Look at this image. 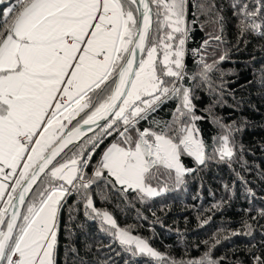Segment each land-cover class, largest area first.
Masks as SVG:
<instances>
[{
  "label": "snow or ice",
  "instance_id": "6c2138e0",
  "mask_svg": "<svg viewBox=\"0 0 264 264\" xmlns=\"http://www.w3.org/2000/svg\"><path fill=\"white\" fill-rule=\"evenodd\" d=\"M227 7L237 50L249 36L264 39V0H229ZM191 8L213 28L197 49L187 47ZM225 22L217 0H0V264H58L60 214L73 193L84 201V215L99 218L101 232L132 257L222 264L225 258L214 259L212 249L229 236L205 241L208 251L199 259L177 261L120 228L89 193L102 183L143 203L215 162L234 172L226 192L238 182L255 199L242 175L250 171L243 146L233 137L241 129L213 116L222 133L208 143L197 125L207 117L197 114L196 90L206 87L217 97L205 109L209 114L227 91L219 68L227 52L211 63L206 59L227 43ZM189 52L199 56L198 71L188 69ZM214 71L220 83L212 79ZM169 102L176 105L170 118L159 117ZM185 158L197 167H187ZM235 163L241 170L233 169ZM260 219L264 208L252 217ZM254 230L245 221L244 230L231 235L252 236ZM104 248L111 250L112 243L101 242L99 250ZM254 248L247 249L252 264H264V252ZM67 251L78 255L74 247Z\"/></svg>",
  "mask_w": 264,
  "mask_h": 264
},
{
  "label": "trees",
  "instance_id": "16d2710c",
  "mask_svg": "<svg viewBox=\"0 0 264 264\" xmlns=\"http://www.w3.org/2000/svg\"><path fill=\"white\" fill-rule=\"evenodd\" d=\"M217 2L224 6L227 43L216 49V56H206V59L211 63L221 53L227 52L229 59L219 64L226 74L223 79L227 82V91L223 96L224 102L215 104L209 114L205 109L213 105L217 97L206 87L196 90L194 103L197 114L207 117L197 125L208 143L222 133L213 116L241 129L234 132L233 137L238 145L243 146V159L250 171H242V175L250 181L249 187L255 192V199L247 198L244 187L238 182L231 193L226 192L224 185L232 184L234 172L226 164L215 162L188 174L185 183L174 190L143 203L135 198V194H117L104 189L102 183L99 187L94 186L89 194L93 197L94 206L109 212L119 227L144 238L154 249L177 261L199 259L208 251V245L215 243L214 237L229 236L212 249V257L217 260L224 257L222 264H252L247 249L255 246L257 254L264 252V219L252 220L257 216V210L264 208V177L260 175L264 172V85L260 83L261 73H264V39L249 36L247 44L241 43L237 50L234 47L237 42L235 18L227 7L229 0ZM195 11L191 8L187 16L192 29L187 44L189 49L200 48L208 39V33L213 31L211 25L205 24L204 16L193 17ZM193 19L197 23L192 24ZM206 51L211 52L212 49ZM185 59L190 72L198 71L196 60L199 56L189 52ZM210 75L220 83L219 72L214 71ZM175 106V102H169L159 117L170 118ZM184 163L190 168L197 167L191 158H185ZM232 167L241 170L239 163ZM104 192H107L106 198ZM214 205L220 206L214 208ZM84 212V201L77 194L73 193L64 202L58 232V264H79L80 258L85 264H103L104 261L107 264H125L126 261L129 264H158L148 256L132 257L123 246L112 242L110 236L101 232L99 218L91 220ZM245 221L254 224L253 235L232 236L233 231L244 230ZM101 242L105 245L112 243L111 250H99ZM69 246L76 248L78 255L69 253Z\"/></svg>",
  "mask_w": 264,
  "mask_h": 264
},
{
  "label": "rangeland",
  "instance_id": "374dc122",
  "mask_svg": "<svg viewBox=\"0 0 264 264\" xmlns=\"http://www.w3.org/2000/svg\"><path fill=\"white\" fill-rule=\"evenodd\" d=\"M120 228H122V227H120ZM122 229H124V228H122ZM131 235H133L132 233H130ZM133 236H135V235H133ZM138 237V236H137ZM151 246V245H150ZM152 247V246H151ZM153 248V247H152ZM156 250V249H155Z\"/></svg>",
  "mask_w": 264,
  "mask_h": 264
},
{
  "label": "water",
  "instance_id": "95a60500",
  "mask_svg": "<svg viewBox=\"0 0 264 264\" xmlns=\"http://www.w3.org/2000/svg\"><path fill=\"white\" fill-rule=\"evenodd\" d=\"M9 211H11V209Z\"/></svg>",
  "mask_w": 264,
  "mask_h": 264
}]
</instances>
